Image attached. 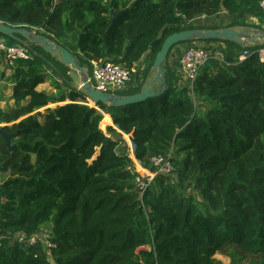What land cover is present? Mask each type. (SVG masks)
Segmentation results:
<instances>
[{
  "label": "trees",
  "instance_id": "trees-1",
  "mask_svg": "<svg viewBox=\"0 0 264 264\" xmlns=\"http://www.w3.org/2000/svg\"><path fill=\"white\" fill-rule=\"evenodd\" d=\"M252 17L264 19L259 0H0V22L36 28L88 73L92 62L132 68L146 53L153 62L163 39L182 30L264 34ZM18 37L32 57L2 73L14 104L0 107L13 134L11 150L0 135V264H224L217 255L264 264V43L199 40L224 46L191 89L165 67L168 52L162 93L92 106L69 67ZM48 68L59 77L52 92L38 89ZM103 115L115 128L101 129ZM158 155L174 171L140 195L135 176ZM47 224L52 262L41 244L15 238Z\"/></svg>",
  "mask_w": 264,
  "mask_h": 264
},
{
  "label": "built area",
  "instance_id": "built-area-1",
  "mask_svg": "<svg viewBox=\"0 0 264 264\" xmlns=\"http://www.w3.org/2000/svg\"><path fill=\"white\" fill-rule=\"evenodd\" d=\"M101 4H108L110 0H97ZM260 8L264 13V0H259ZM37 32V29L34 28ZM259 33V32H256ZM192 44V43H189ZM188 44V45H189ZM212 55L206 48L197 45H189L180 55L179 74L180 83H183L188 89H191L193 83L197 79L201 70L209 61ZM31 52L24 44L7 43L4 39H0V60L7 61L12 64L17 59H30ZM243 56L241 57V59ZM82 78V77H81ZM86 80L96 91L108 95H120L130 89L133 81L132 68L126 67L118 61H105L102 63L92 62L90 73L86 74ZM79 84L76 89L81 88ZM91 101V100H89ZM174 171V167L167 155H158L151 159V167L140 169L135 176L136 187L139 194L145 191L146 187L159 175H170ZM18 242L23 245L41 244L47 255L51 257L52 249L55 244L52 241L50 230L40 229L39 232L30 236L20 232L15 235Z\"/></svg>",
  "mask_w": 264,
  "mask_h": 264
},
{
  "label": "water",
  "instance_id": "water-1",
  "mask_svg": "<svg viewBox=\"0 0 264 264\" xmlns=\"http://www.w3.org/2000/svg\"><path fill=\"white\" fill-rule=\"evenodd\" d=\"M116 16V15H115ZM0 34L6 36L10 40L16 41L19 44H24L18 36H27L29 40L37 45L44 47L46 52L53 53L54 57H58L59 60L66 66H70L71 69H74L73 72L81 73V88L79 91L84 93V95L91 100L92 104H110L113 106L125 105L143 101L148 97L157 96L162 93L165 89V78L163 71V63L165 62L168 52L171 47L178 45L184 42H190L194 40H230L239 45H247L253 41L260 40L261 43H264V34L262 33H252L250 35L235 29V28H224V29H211V30H202V29H189L182 30L169 34L163 39L160 50L155 54L152 68L156 71V77L153 79V82L158 84V87L154 88L150 86V82L144 84L142 89L134 94L130 95H108L100 93L93 89L90 83L86 80L87 71L79 68L75 63V58L72 53L65 49L64 47L58 45L55 42L48 40L45 37H40L36 35L35 29L28 31L22 27H16L0 22ZM4 124L0 125V135L3 136L5 144L8 150H11L10 140L13 134H8L3 129Z\"/></svg>",
  "mask_w": 264,
  "mask_h": 264
},
{
  "label": "crops",
  "instance_id": "crops-1",
  "mask_svg": "<svg viewBox=\"0 0 264 264\" xmlns=\"http://www.w3.org/2000/svg\"><path fill=\"white\" fill-rule=\"evenodd\" d=\"M250 21L256 25H260L261 27H264V19H259V18H251ZM4 40L9 43L8 41H10L8 38H5L4 37ZM11 43H15V44H19L18 42H12L11 40ZM189 45H186V44H183V46L181 44H178L175 46V48H173L172 52L170 53L168 59H167V62H166V65L165 67L167 69H169V71L171 72H174L175 75L178 77V85H182L183 83H180V74H179V59H180V55H181V52L186 48L188 47ZM176 50V51H175ZM53 54V53H52ZM171 54L173 56H171ZM178 54V56L176 55ZM175 57V59H170V57ZM56 58V57H55ZM1 63H4L3 61L0 60ZM7 63V62H6ZM5 63V64H6ZM152 65H153V62H152V58L150 55H147V53L145 55H143L141 57V59L135 63L132 67V72H133V81L131 83V86H130V89L131 88H136L138 85H143L145 83H147L148 81H151L150 83H152L151 87L154 86V83H153V79H155L156 77V71L153 70L152 68ZM70 68V67H69ZM70 73L69 75L71 76L72 80H73V86L75 85V79L77 77H75L72 73V69L70 68ZM6 75L8 76L9 75V70L6 69ZM47 73H48V77L46 78V82L44 83H47L49 82L50 79H55V80H59V77H58V74H55L54 71H52L51 69H47ZM147 81V82H146ZM43 83V84H44ZM43 84L39 85L38 86V89L39 90H43V91H46V92H52L54 91L51 86H50V82H49V85H48V88L47 89H44V87H41ZM80 83L78 82L76 84V87L79 85ZM9 85V96H7V100H4L3 102L5 103V106H13L14 102L13 100L10 98V95H11V84H8ZM184 85V84H183ZM156 86V84H155ZM158 87V86H157ZM91 105V104H90ZM51 107H53L54 105H50ZM93 106V105H92ZM104 121V125H105V130L104 132H106V128L108 126H112L114 127V125L112 124L111 122V119L108 115H103V120ZM115 128V127H114ZM103 130V129H102ZM124 135V134H123ZM129 144V143H128ZM126 143V145L128 146V149H129V153L131 152V155H130V158L132 160H134V155H133V145L132 147L130 145H128Z\"/></svg>",
  "mask_w": 264,
  "mask_h": 264
},
{
  "label": "rangeland",
  "instance_id": "rangeland-1",
  "mask_svg": "<svg viewBox=\"0 0 264 264\" xmlns=\"http://www.w3.org/2000/svg\"><path fill=\"white\" fill-rule=\"evenodd\" d=\"M252 33H254V31L252 32ZM252 33H250V34H252ZM4 37L6 38V36H3V35H0V39H4ZM9 39V38H8ZM10 40V39H9ZM8 42H11V40L10 41H8ZM13 42V41H12ZM189 43H192V44H189ZM182 46H183V44H186V45H197L198 44V46L199 47H202V48H206V50L211 54V55H213V56H211V57H213V58H217V59H220V58H222V54H221V52H219V49L220 48H217V47H223L224 45L223 44H220V43H214V44H208V43H206V42H202V41H199V40H194V41H190V42H184V43H180ZM175 46V45H174ZM175 48V47H174ZM172 50H173V47H171L170 48V50H169V52L171 53L172 52ZM176 51V50H175ZM52 54V53H51ZM170 55V54H169ZM177 56H178V54H176ZM171 56H173L172 54H171ZM175 57L176 56H174V57H170V59H175ZM56 58H58V57H56ZM59 59V58H58ZM1 61H3V60H1ZM4 63H1L0 62V107H5V103L3 102L4 100H7L6 98H7V96H9V85L8 84H10L8 81H4L3 79H2V73L4 72L5 74V77L7 76L6 75V60L5 61H3ZM68 67V66H67ZM70 67V66H69ZM73 70L74 69H72V72H73ZM75 77H77L76 79H75V87H76V84L79 82L80 84H81V73L80 72H73L72 73ZM51 80V79H50ZM50 80H49V82H50ZM53 80H55V79H53ZM49 82H47V83H44L41 87H44V89H47L48 88V85H49ZM179 87H184V85L182 84V85H180L179 84ZM195 103H196V105H198V106H200L201 107V103L198 101V100H196L195 101ZM88 104L90 105L91 104V101H89L88 102ZM56 105V104H55ZM101 129H103V131L105 130V125H104V121H102L101 122ZM123 138H124V140H125V143H129L128 145H130L131 147H132V144L130 143V142H128V140H129V138H128V136L127 135H123ZM133 151V150H132ZM129 155H131V152L129 153ZM49 224H47L46 226H44L42 229H45V230H49ZM48 258H49V261L50 262H52V257H50V256H48ZM216 258L218 259V260H220V261H222L224 264H229V258H227L226 256H223V255H217L216 256Z\"/></svg>",
  "mask_w": 264,
  "mask_h": 264
},
{
  "label": "bare ground",
  "instance_id": "bare-ground-1",
  "mask_svg": "<svg viewBox=\"0 0 264 264\" xmlns=\"http://www.w3.org/2000/svg\"><path fill=\"white\" fill-rule=\"evenodd\" d=\"M94 106V105H93Z\"/></svg>",
  "mask_w": 264,
  "mask_h": 264
}]
</instances>
